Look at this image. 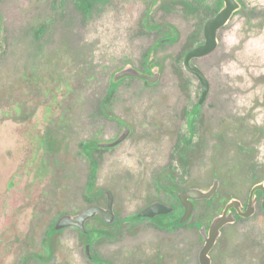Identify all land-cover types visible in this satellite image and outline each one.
I'll return each instance as SVG.
<instances>
[{"label":"rangeland","instance_id":"obj_1","mask_svg":"<svg viewBox=\"0 0 264 264\" xmlns=\"http://www.w3.org/2000/svg\"><path fill=\"white\" fill-rule=\"evenodd\" d=\"M238 1L242 9L220 30L217 50L194 60L210 81L199 105L203 88L185 57L204 43L205 25L223 7L221 0H91L85 13L78 0H0V200L3 185L14 181L40 187L46 222L36 247L52 218V208L44 206L67 200L63 210L84 209L93 202L89 183L95 195L98 189L116 194L121 219L154 199L175 202L164 189L208 190L215 177L221 184L215 202L200 204L194 223L209 226L232 197L247 201L264 179V163L257 160V145L264 142V55L246 47L250 35L264 33V0ZM236 24L242 25L241 42L226 50L223 34ZM155 44L149 65L160 69L159 82L125 79L107 98V110L132 128L131 137L116 148L97 147L122 131L101 109L113 76L126 64L153 75L147 55ZM25 135L34 144L13 149ZM86 143L94 159L83 153ZM135 223L137 243L167 238L170 251H190L197 264L204 244L195 243L192 225L163 235L148 221ZM135 223L122 225L121 247H134L128 236ZM75 236L74 229L66 231L62 246L83 264ZM213 254L214 264H264V211L227 226Z\"/></svg>","mask_w":264,"mask_h":264},{"label":"flooded vegetation","instance_id":"obj_2","mask_svg":"<svg viewBox=\"0 0 264 264\" xmlns=\"http://www.w3.org/2000/svg\"><path fill=\"white\" fill-rule=\"evenodd\" d=\"M221 2L224 4L223 0H221ZM126 66H130V65L126 64ZM156 68L158 67H155L154 69ZM154 69L151 70L150 73L154 72ZM141 72L144 73L143 71ZM151 76L153 75L151 74ZM123 81L124 80L118 83H122ZM199 105L201 104L199 103ZM117 124L122 128L121 133L118 135L119 137L123 133L124 129L127 127L128 124L125 123L124 121L123 124H119V123ZM25 136L27 141L22 138V142H20L18 139L16 142L17 144H19V146L17 145V147L13 149L23 150V146L26 147L28 141L34 144L33 141L31 142V138H29L28 135ZM118 137L108 142H113ZM87 144H90V147L87 148V150L83 153L87 154L88 156H90V158L94 159L93 154L90 153L92 144L91 143H87ZM99 144L100 142L97 143L96 146L99 147ZM12 166L16 168V164L14 165L12 164ZM97 170L98 169H96L95 176L97 174ZM21 173L22 171L20 172V174ZM92 175H94V169ZM95 176L93 178H95ZM216 179L219 178L215 177L214 181ZM19 180H21V178H19ZM261 184H264V179L253 185L247 197V201L243 202L242 200L236 198L242 203V206L244 208L242 213H247L248 211V207L250 203V195L253 188ZM93 185H94L93 183H89L87 189V191L90 193L88 197H91L90 199H92L93 202L88 204L82 210L79 211L63 210L62 205L65 206L66 204L69 203V201L67 200H64L62 202L57 201V204H55L54 206L51 205L44 206L47 209L52 208V210L49 212L50 214H52L50 215V217L52 218L51 221L50 220L48 221V226L47 229L44 231V236L42 238V241L41 243L37 244V247L35 245L40 235L41 222L42 221L46 222L45 216L40 217L41 216L40 213L42 212L40 211L41 210L40 187H37L36 189L32 190L26 184L24 183L19 184L15 181L12 184L10 183L5 186L3 185L2 191L4 193L2 194L0 200V245H1L0 264H76L72 260V251L68 250V253H66L62 246V244L64 245V241H62V237L65 235L66 231L70 229H74L76 231V236H75L76 244L77 246L80 247L79 248L81 250L80 258L83 264H184V263L191 264L192 261L191 252L188 251L187 254L185 253L183 254L182 252L180 253L175 250L170 251L168 247L167 238L166 239L162 238L161 240H157V239H153L151 236H147L142 240L146 242L147 239H150L152 240L151 242L141 243L142 242L141 241L137 243V239L141 232V230L139 233L137 232V229H140V226L137 225V223H135L137 221H148L149 223L154 224L158 229L162 231L161 233L163 235L167 234L169 232V229L184 228L188 224L192 225V230L197 233V236L195 238V243L198 245L199 242L202 241L204 244L203 247L205 246L206 243L205 238L201 235L200 229L198 228V225L201 223L200 222L194 223L192 219L195 211L197 210L200 204H204V203L206 204L207 201L211 202L210 205L214 204L217 193L210 200H200V201L192 200L194 205L193 214L188 221L182 223V218L186 212V208L184 204L181 202L179 195L184 194L185 192L191 189L201 188V187L192 186L185 188L177 193L164 189L166 190L165 191L166 195L174 198L175 202L169 203L164 199L161 200L154 199L149 203H147V205L143 209H141L136 215L127 217L125 219H121L120 211L116 205L117 203L116 194L109 189H98L96 196L95 192H92L91 189ZM107 192L113 193L115 198V203H114L115 220L113 223H108L106 221V219L109 220L111 219V217L108 214L106 215V217H104L101 214H98L96 217L87 220V222H85V224L83 225V228L79 226L60 228L61 224L59 225V222L63 217L66 216L73 217L80 215L89 208H100L105 211L108 208ZM98 195L102 197V200L94 201L95 197L97 198ZM49 197L51 198L50 195ZM256 197H257L256 209L254 215L251 217H255L260 209L264 211V191L260 189L257 190ZM156 201H161L166 205L173 207L174 211L170 214L159 215L151 219L139 217V214L146 207L150 206L152 203ZM50 202L51 201H49V203ZM229 202L230 200L225 204L223 210L218 215L223 213L224 209L226 208ZM233 214L234 217L237 219V222L235 224H229V225H236L242 219L250 218V217H242L237 209H233ZM124 223H129V224L135 223V226L131 231L132 233L130 234V236H128L129 242L132 243L134 247H130V248L121 247L120 244V238L122 236L121 229ZM210 225L206 227L207 231H209ZM229 225L223 227L220 238L218 239L214 248L210 252L212 264L215 263V257L213 254L215 251V247L217 246L218 242L225 234V228ZM142 244H145L147 246H144ZM108 245H110L109 248L107 247ZM202 249L199 251L197 255V264H201L200 253Z\"/></svg>","mask_w":264,"mask_h":264},{"label":"water","instance_id":"obj_3","mask_svg":"<svg viewBox=\"0 0 264 264\" xmlns=\"http://www.w3.org/2000/svg\"><path fill=\"white\" fill-rule=\"evenodd\" d=\"M224 6L223 8L213 17L208 20L205 25L204 37L205 41L203 44L193 48L188 52L185 58V67L188 72L193 74L201 83L203 88V93L200 99V104L202 105L210 92V81L204 71L197 65L194 64V60L206 57L213 52H215L219 46V32L222 28H224L229 21L232 19L234 14L242 9V5L238 0H223ZM161 74L158 68L154 69L153 76L142 73L136 67L130 65L126 66L120 71H118L114 75V83H118L125 79H141L150 84H157L160 80ZM132 135V129L130 127H126L123 133L113 142H103L99 144L100 148L112 149L117 146L123 144L126 140L130 138ZM220 187V180L216 179L214 181L213 186L208 190H203L201 188L191 189L184 194H180L179 198L181 202L184 204L186 208V212L182 218V223L188 221L194 211V205L192 200L200 201V200H210L217 193ZM264 191V184L257 185L253 188L250 195V203L248 207L247 213H242L243 206L242 203L232 197L230 202L227 204L223 213L216 216L211 225L209 231L203 224H199L198 228L200 229L201 235L205 238V246L203 247L200 253V262L201 264H212V259L210 257V252L214 248L216 242L220 238L222 234V229L226 225L235 224L237 219L234 217L233 209H237L242 217H251L255 213L256 209V191L257 190ZM108 197V208L104 211L100 208H89L85 210L83 213L77 216H66L63 217L59 225L60 228H66L70 226H79L83 228V225L90 218L96 217L98 214L106 217L108 214L111 219H106L108 223H113L115 220V212H114V203L115 198L114 194L111 192H107ZM105 214H104V212ZM174 211L173 207L166 205L161 201H156L152 203L150 206L146 207L140 214L139 217L142 218H155L159 215H167Z\"/></svg>","mask_w":264,"mask_h":264},{"label":"trees","instance_id":"obj_4","mask_svg":"<svg viewBox=\"0 0 264 264\" xmlns=\"http://www.w3.org/2000/svg\"><path fill=\"white\" fill-rule=\"evenodd\" d=\"M91 0H78V8L81 12L85 13V12H88L90 9H91ZM155 6L154 9H151L150 12H153V10L156 9V4H153L152 5V8ZM161 25H156L155 27L156 28H159ZM163 27L167 28L168 30H171L172 32H174L177 36H179V31L177 30V28H175L173 25L171 24H167V25H163ZM159 45L155 44L153 47L150 48V50L148 51V55H147V62H148V66H150V71L153 70L156 65H149L153 58L155 57V54H156V50H157V47ZM116 84L112 82V86H111V89L107 95L106 98H104L102 101H101V109H102V112L104 113V115L109 118L110 120L114 121V122H117L119 124H123V121L121 119H119L117 116H115L113 113H110L108 110H107V98L112 94V88L115 87ZM191 117L190 119L188 120V123L190 125V127L193 126V114H190ZM90 147V144H84L82 145V150L83 152H85L87 150V148ZM93 159V158H91ZM93 163V167H94V176H95V173H96V169H97V166H96V163L95 161H92ZM211 202L207 201L206 204L207 205H210Z\"/></svg>","mask_w":264,"mask_h":264},{"label":"clouds","instance_id":"obj_5","mask_svg":"<svg viewBox=\"0 0 264 264\" xmlns=\"http://www.w3.org/2000/svg\"><path fill=\"white\" fill-rule=\"evenodd\" d=\"M242 25L236 24L229 31L224 32L222 41L225 45L226 50H231L233 47L237 46L241 42L240 31ZM249 49H254L258 54L264 55V33H261L259 36L250 35L247 41V45ZM224 71H229V68H225ZM243 100H239L238 104H243ZM257 160L258 162L264 163V142L257 145Z\"/></svg>","mask_w":264,"mask_h":264}]
</instances>
